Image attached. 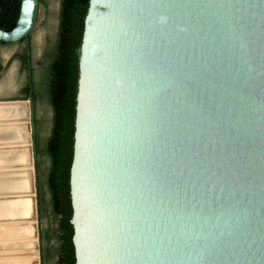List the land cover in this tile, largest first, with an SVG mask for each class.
Returning <instances> with one entry per match:
<instances>
[{"label":"water","instance_id":"obj_1","mask_svg":"<svg viewBox=\"0 0 264 264\" xmlns=\"http://www.w3.org/2000/svg\"><path fill=\"white\" fill-rule=\"evenodd\" d=\"M70 199L75 264H264V0H89Z\"/></svg>","mask_w":264,"mask_h":264},{"label":"trees","instance_id":"obj_2","mask_svg":"<svg viewBox=\"0 0 264 264\" xmlns=\"http://www.w3.org/2000/svg\"><path fill=\"white\" fill-rule=\"evenodd\" d=\"M58 28L53 46L45 53L42 69L34 68L32 43L22 41L14 56L26 75L22 100L44 101L52 110L48 137L41 142L35 126L33 144L37 154L39 216L51 222L41 238L42 264H75L71 225L70 169L73 157L76 95L84 20L89 0H59ZM45 6V0H40ZM21 0H0V30L11 31L18 20ZM10 44L0 43V47ZM29 48L30 56H27ZM3 67L0 62V72ZM30 70V76L28 75ZM37 129V130H36ZM44 164V167H43ZM54 242V243H52Z\"/></svg>","mask_w":264,"mask_h":264},{"label":"bare ground","instance_id":"obj_3","mask_svg":"<svg viewBox=\"0 0 264 264\" xmlns=\"http://www.w3.org/2000/svg\"><path fill=\"white\" fill-rule=\"evenodd\" d=\"M27 117L23 104L0 106V226H8L0 230V246L9 250L15 247L16 241L24 251L22 258L12 256L11 259L7 255L0 264H38L30 132L28 124H22ZM13 167L16 169L10 170ZM10 240L13 241L10 243Z\"/></svg>","mask_w":264,"mask_h":264},{"label":"rangeland","instance_id":"obj_4","mask_svg":"<svg viewBox=\"0 0 264 264\" xmlns=\"http://www.w3.org/2000/svg\"><path fill=\"white\" fill-rule=\"evenodd\" d=\"M46 5L41 6L39 9L37 23L30 35V41L32 43V61L34 68L40 70L43 68L45 63V53L53 46V43L56 38L57 28H58V12H59V0H45ZM23 49L22 45L19 43L10 44L8 46L0 47V62L3 65V69L0 72V106H7L13 104H23L27 100H22V88L26 82V75L20 71V66L18 60L14 58L17 52H21ZM33 120L34 124L37 127L39 133V138L41 142H43L49 135L50 126H51V118H52V110L50 106L44 101H37L33 103ZM27 109H29V105L27 103ZM32 120V119H31ZM16 123L15 120H10L8 122ZM8 122H1L2 124L10 125ZM27 123L30 125V120L22 122V124ZM1 124V125H2ZM17 126V124H14ZM26 125V124H25ZM12 126V125H11ZM24 125H20L22 127ZM36 129V130H37ZM32 142H30V147H34L33 144V136H30ZM36 153V151H35ZM41 159H37V154L35 157L34 164L36 166V162ZM44 167V164H43ZM8 169V168H7ZM16 167L11 168L10 170H15ZM20 169V168H18ZM17 169V170H18ZM33 170V169H32ZM34 171V170H33ZM34 173V172H33ZM38 173L36 168V177L33 174V178L37 181V185H35V203L37 207V222H36V247H38L37 251V261L38 264H42V258L40 255L41 246L42 248H46L47 244L43 239V244L40 241L41 235H43L51 230L52 222L47 218H41L39 216V207H38ZM3 226V227H2ZM7 229L8 226L5 224L0 226L1 229ZM13 240H10V243ZM15 247L9 250L3 249L4 256L10 255L18 256L22 258V254H24L22 249H20V245L15 241ZM54 243V242H52ZM14 254V255H12ZM26 255V254H25ZM25 257V256H24ZM45 264H54V263H45Z\"/></svg>","mask_w":264,"mask_h":264},{"label":"crops","instance_id":"obj_5","mask_svg":"<svg viewBox=\"0 0 264 264\" xmlns=\"http://www.w3.org/2000/svg\"><path fill=\"white\" fill-rule=\"evenodd\" d=\"M3 249H4V247L1 248V246H0V260H4V258H5L4 254L1 253V252H3Z\"/></svg>","mask_w":264,"mask_h":264},{"label":"flooded vegetation","instance_id":"obj_6","mask_svg":"<svg viewBox=\"0 0 264 264\" xmlns=\"http://www.w3.org/2000/svg\"><path fill=\"white\" fill-rule=\"evenodd\" d=\"M2 65V64H1ZM2 67H3V65H2Z\"/></svg>","mask_w":264,"mask_h":264}]
</instances>
